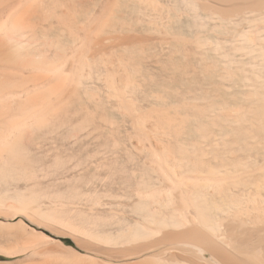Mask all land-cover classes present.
Returning <instances> with one entry per match:
<instances>
[{
  "label": "bare ground",
  "instance_id": "obj_1",
  "mask_svg": "<svg viewBox=\"0 0 264 264\" xmlns=\"http://www.w3.org/2000/svg\"><path fill=\"white\" fill-rule=\"evenodd\" d=\"M0 264H264V0H0Z\"/></svg>",
  "mask_w": 264,
  "mask_h": 264
}]
</instances>
